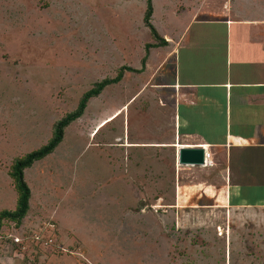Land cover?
<instances>
[{
	"label": "rangeland",
	"instance_id": "374dc122",
	"mask_svg": "<svg viewBox=\"0 0 264 264\" xmlns=\"http://www.w3.org/2000/svg\"><path fill=\"white\" fill-rule=\"evenodd\" d=\"M191 4L154 0L153 23L161 32L181 26ZM146 6V0H0V210L17 204L14 159L44 145L96 82L122 66L143 67L146 44L155 42ZM146 80L125 70L90 99L54 152L25 170L30 208L20 225L4 221L0 264H264V211L198 206L184 208L186 216L144 205L157 192L145 182L153 166L142 161L135 180L137 159L122 144L131 118L148 116L146 92L132 98ZM50 222L58 246L40 248L30 236L51 235L40 231ZM14 235L28 248L13 243Z\"/></svg>",
	"mask_w": 264,
	"mask_h": 264
},
{
	"label": "crops",
	"instance_id": "0c3cea01",
	"mask_svg": "<svg viewBox=\"0 0 264 264\" xmlns=\"http://www.w3.org/2000/svg\"><path fill=\"white\" fill-rule=\"evenodd\" d=\"M189 2L188 20L161 32L153 0L151 21L167 43L150 48L139 72L146 85L132 98L146 92L148 116L131 118L122 145L137 159L135 180L142 161L153 166L145 182L157 192L144 205L186 216L198 206L264 211V0ZM197 146L212 164H180L179 149ZM198 169L205 175L193 176Z\"/></svg>",
	"mask_w": 264,
	"mask_h": 264
},
{
	"label": "trees",
	"instance_id": "16d2710c",
	"mask_svg": "<svg viewBox=\"0 0 264 264\" xmlns=\"http://www.w3.org/2000/svg\"><path fill=\"white\" fill-rule=\"evenodd\" d=\"M146 1L147 6L144 15V22L146 26L149 27L152 37L155 40L153 43L146 44V51L148 53L151 47L163 46L167 43V41L163 36L160 35L151 21L153 14V1ZM147 53L142 58L143 67L141 69L122 66L117 76L113 78L106 77L103 80L96 82L89 90L84 92L76 109L68 112L63 118L55 123L52 136L44 145L26 153L19 158L14 159L9 172L15 182V186L18 191V199L15 209L0 210V234L5 220L13 221L16 225H20L29 211L32 193L25 179V170L32 167L35 161L41 160L54 152V150L63 141L65 129L73 121L77 120L84 114L87 104L91 98L99 96L107 85L119 82L123 78L125 70L141 72L145 68Z\"/></svg>",
	"mask_w": 264,
	"mask_h": 264
},
{
	"label": "built area",
	"instance_id": "2783aa9c",
	"mask_svg": "<svg viewBox=\"0 0 264 264\" xmlns=\"http://www.w3.org/2000/svg\"><path fill=\"white\" fill-rule=\"evenodd\" d=\"M212 162L213 161H212L211 153L205 149V163L203 165L207 167L210 166ZM40 231H44V232L51 231L52 234L45 236L44 234H42L43 232L41 233L34 231V233L30 236L31 237L30 241L32 243L38 244L40 248H50V247L55 248L58 246L56 240L57 227L54 223L52 222L48 223L46 226L40 228ZM11 240L13 243L20 245V248L22 246V249L28 248L27 244H23L25 239L22 236L14 235Z\"/></svg>",
	"mask_w": 264,
	"mask_h": 264
},
{
	"label": "water",
	"instance_id": "95a60500",
	"mask_svg": "<svg viewBox=\"0 0 264 264\" xmlns=\"http://www.w3.org/2000/svg\"><path fill=\"white\" fill-rule=\"evenodd\" d=\"M178 160L180 164L201 166L205 163V149L201 146L181 147Z\"/></svg>",
	"mask_w": 264,
	"mask_h": 264
}]
</instances>
